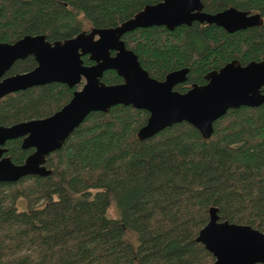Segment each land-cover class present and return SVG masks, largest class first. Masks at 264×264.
Instances as JSON below:
<instances>
[{"label":"trees","instance_id":"1","mask_svg":"<svg viewBox=\"0 0 264 264\" xmlns=\"http://www.w3.org/2000/svg\"><path fill=\"white\" fill-rule=\"evenodd\" d=\"M157 1L0 0V41L37 33L64 39L116 25ZM202 2L205 11L233 5L260 13L263 21L232 32L194 20L122 35L154 78L188 67L187 78L174 86L179 91L204 83L209 70L233 58L243 64L264 59V0ZM35 64L27 55L6 73ZM101 79L122 81L114 69ZM80 86L53 81L10 92L0 97V124L46 116ZM147 117V110L121 103L90 111L46 155L49 174L0 180V264H210L214 257L196 235L211 205L220 219L264 227V101L227 109L209 138L183 120L139 139ZM5 146L14 163L32 150L21 147L20 138ZM111 205L117 216L108 213Z\"/></svg>","mask_w":264,"mask_h":264},{"label":"water","instance_id":"2","mask_svg":"<svg viewBox=\"0 0 264 264\" xmlns=\"http://www.w3.org/2000/svg\"><path fill=\"white\" fill-rule=\"evenodd\" d=\"M215 23L227 31L260 24L258 12L233 5L205 11L202 0H159L145 4L116 25L92 27L50 41L45 34H25L9 42L0 41V97L20 89L53 81L73 86L70 99L52 113L0 124V180L16 181L27 174L47 175L46 155L61 147L69 134L93 110L108 111L121 103L148 111L137 130L146 139L179 121L195 126L209 138L213 122L227 109L256 106L264 101V59L241 63L233 58L205 74L204 83H192L185 91L175 85L187 78L188 67L171 70L163 79L154 78L141 65L137 54L126 46L122 35L137 27L165 25L173 29L192 21ZM32 55L34 67L6 74L15 60ZM88 55L92 63L85 64ZM114 69L121 82L106 83L101 77ZM21 137V147L32 148L22 163L5 154V142ZM216 206L208 209V220L196 235L214 259L210 264L264 263V227L220 219Z\"/></svg>","mask_w":264,"mask_h":264},{"label":"rangeland","instance_id":"3","mask_svg":"<svg viewBox=\"0 0 264 264\" xmlns=\"http://www.w3.org/2000/svg\"><path fill=\"white\" fill-rule=\"evenodd\" d=\"M82 82H80V84H81ZM25 206V201H24V199L23 198H20L19 199V202H18V207L19 208H23ZM113 208V206L111 205L109 208H108V213L109 214H111V215H115V216H117L118 215V213L114 210V209H112ZM130 231V232H129ZM129 232V237L131 238V239H133V240H131L128 236H127V234H126V238H128L129 240H131L132 241V243H136L137 242V240H136V237H134L133 236V234L131 233L132 232V230H127V233Z\"/></svg>","mask_w":264,"mask_h":264},{"label":"flooded vegetation","instance_id":"4","mask_svg":"<svg viewBox=\"0 0 264 264\" xmlns=\"http://www.w3.org/2000/svg\"><path fill=\"white\" fill-rule=\"evenodd\" d=\"M6 72H7V71H6ZM6 74H7V73H5V75H6ZM9 74H10V73H9ZM16 138H20V139H21V137H16ZM31 151H32V150H31ZM31 151H30V152H31Z\"/></svg>","mask_w":264,"mask_h":264}]
</instances>
